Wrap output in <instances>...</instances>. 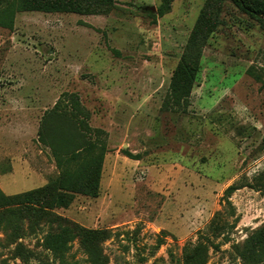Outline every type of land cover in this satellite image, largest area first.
I'll return each instance as SVG.
<instances>
[{
    "label": "rangeland",
    "instance_id": "rangeland-1",
    "mask_svg": "<svg viewBox=\"0 0 264 264\" xmlns=\"http://www.w3.org/2000/svg\"><path fill=\"white\" fill-rule=\"evenodd\" d=\"M204 1L115 0L96 14L17 11L11 26L0 24V194L59 174L38 130L48 111L62 112L55 137L76 125L71 131L100 143L103 156L97 195L75 193L53 210L110 229L101 243L107 264H179L182 245L213 218L227 225L211 237L219 248L210 247L205 264H245L234 246L264 224V26L220 1L218 24L198 46L187 105L177 107L167 102L170 79ZM64 93L85 113L71 115ZM230 184L245 185L229 205ZM39 222L29 228L25 220L17 240L0 226L1 264H57L41 247L47 224ZM69 259L90 264L76 239Z\"/></svg>",
    "mask_w": 264,
    "mask_h": 264
},
{
    "label": "trees",
    "instance_id": "trees-1",
    "mask_svg": "<svg viewBox=\"0 0 264 264\" xmlns=\"http://www.w3.org/2000/svg\"><path fill=\"white\" fill-rule=\"evenodd\" d=\"M220 1L222 0L204 1L190 31L185 51L172 73L167 102L171 100L177 107L187 105V98L198 69V46L218 24L217 9ZM230 1L238 10L264 26V0ZM114 3L115 0H0V24L11 26L17 11L39 10L96 14L109 10ZM163 12V8L159 7L158 14L161 15ZM63 95L71 104V115L78 116L80 113H85L79 106L78 97L75 94L64 93ZM59 115L64 117L65 113L56 114L54 110L48 111L42 118L38 130L41 141L48 144L52 150L56 164L60 168L59 174L48 184L13 195L0 194V206H8L0 209L2 214L0 226L10 235L8 237H15L17 240L25 233L23 227L25 220L29 228L35 226L40 228L41 222L39 221H44L42 223L47 224V229L42 236L41 247L47 252L46 257L51 256L50 258L57 264H75L69 259V250L73 240L76 239L90 264H107L108 257L103 252L101 243L111 236V230L79 225L53 210L56 207L67 206L75 193L97 195L103 156L100 143L84 140L80 131L76 133L71 131L73 127L75 130L78 129L76 125L70 124L62 128L60 134L57 135L61 137L59 142L53 139L57 137H55L54 130L59 127ZM69 116L67 114V118L70 119L71 116ZM66 121L69 120L66 119ZM83 122V119L79 120V123ZM63 138L69 139L70 142L64 141ZM243 185L245 184H230L224 189L227 202L230 193ZM217 213L221 214L219 211ZM226 225L213 218L208 228L198 234L195 242L189 241L182 245L179 264H205L210 247L219 248L218 243H214L211 237L222 234ZM223 238L227 239V236L224 234ZM162 242V239L158 238L157 244ZM234 247L243 263L260 264L263 262L264 224L254 230L242 244ZM14 248L17 253H21L19 242H16Z\"/></svg>",
    "mask_w": 264,
    "mask_h": 264
}]
</instances>
